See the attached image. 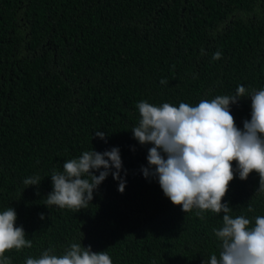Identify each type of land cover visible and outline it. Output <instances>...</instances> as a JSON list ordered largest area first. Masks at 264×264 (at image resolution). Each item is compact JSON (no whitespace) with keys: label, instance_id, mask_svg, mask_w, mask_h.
Returning <instances> with one entry per match:
<instances>
[{"label":"trees","instance_id":"16d2710c","mask_svg":"<svg viewBox=\"0 0 264 264\" xmlns=\"http://www.w3.org/2000/svg\"><path fill=\"white\" fill-rule=\"evenodd\" d=\"M240 85L264 88V0H0V213L13 208L32 242L4 255L25 264L81 243L112 264H208L223 213L173 206L142 172L153 145L131 130L141 100L195 106ZM230 111L243 130L250 97ZM91 148L119 149L124 192L112 169L87 208L46 205L52 173ZM34 176L38 185L23 183ZM258 186L257 173H235L222 199L233 217L264 216Z\"/></svg>","mask_w":264,"mask_h":264},{"label":"clouds","instance_id":"9594fccd","mask_svg":"<svg viewBox=\"0 0 264 264\" xmlns=\"http://www.w3.org/2000/svg\"><path fill=\"white\" fill-rule=\"evenodd\" d=\"M221 55L217 51L212 59L219 60ZM242 97L251 99V118L243 122V130L236 126L230 111V105ZM136 107L140 119L131 130L133 138L140 145H153L147 153L148 167L142 168L144 177L157 178L164 196L183 213L197 209L201 219L206 210L223 213L222 227L213 229L221 250L219 256H211L208 264H264V216L255 217L252 223L244 215L233 217L232 208L222 203L235 173L241 181L257 173V192L264 193V88L248 92L240 85L234 95L202 99L195 106L184 102L157 106L141 100ZM95 135L105 138L101 131ZM233 161L237 162L235 170ZM101 168L98 176L93 174ZM121 168L118 148L103 153L92 148L84 151L78 158L65 161L62 172L52 173V191L45 204L77 212L87 208L94 191L112 169L113 179L119 181L117 190L123 193ZM23 183L36 186L40 177L26 178ZM247 210L253 211L251 205ZM16 219L11 207L0 213V264H11L4 255L6 251L32 247L23 227L15 226ZM40 219H44L43 214ZM25 264H112V259L107 251L93 252L90 246L71 243L63 254H53L50 248L38 258L28 257Z\"/></svg>","mask_w":264,"mask_h":264}]
</instances>
